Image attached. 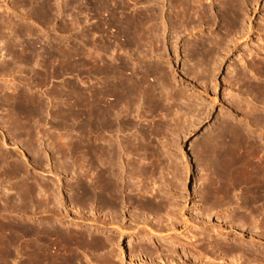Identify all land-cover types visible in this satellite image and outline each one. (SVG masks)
I'll return each instance as SVG.
<instances>
[{
	"label": "rangeland",
	"instance_id": "374dc122",
	"mask_svg": "<svg viewBox=\"0 0 264 264\" xmlns=\"http://www.w3.org/2000/svg\"><path fill=\"white\" fill-rule=\"evenodd\" d=\"M178 2L0 0V264H25L22 235L30 227V238L51 228L113 234L124 251L111 264H264V190L232 185L225 155L231 63L242 48L253 52L264 42V0ZM245 12L251 20L239 16V28L248 36L230 49L229 18ZM92 90L104 94L94 103V127L106 122L110 133L95 129L91 137L154 147L130 159L131 167L141 166L140 157L156 162L152 179L144 172L137 182L140 169L127 168V184L163 190L167 212L139 203L135 187L120 196L117 217L81 196ZM149 228L181 242L174 260L169 243L143 238ZM98 251L74 248L70 264H102L106 247Z\"/></svg>",
	"mask_w": 264,
	"mask_h": 264
},
{
	"label": "bare ground",
	"instance_id": "6f19581e",
	"mask_svg": "<svg viewBox=\"0 0 264 264\" xmlns=\"http://www.w3.org/2000/svg\"><path fill=\"white\" fill-rule=\"evenodd\" d=\"M178 3H179V6L182 5L181 4L182 0H179ZM191 3L192 2L190 1V4ZM238 13H240V12H238ZM238 13L232 14L233 16L230 14L231 15V17L229 18L230 21L228 22L229 28L227 31H228V36H229V42H230V44H232L229 47L230 49L236 48L238 43L245 41V40L240 41V39L245 38V37L247 38V36H248V34H247L248 30L245 31L244 29L239 28V16H242L243 19L251 20V13L245 12V13H242L241 15H239ZM248 29L252 30L253 26L251 24H249ZM250 50L247 48H242L240 50L242 53L240 52V54L237 55L239 57L237 59L239 61V63H237V62L231 63L232 67H231L230 73H231V89H232V93H231L232 95L231 96L232 97H231L230 101H231L232 112H233V121H231V123L229 124L228 130L226 131L227 132L226 146H225L226 147V154L225 153L224 154L226 155V165H227L226 166L227 167L226 172H227V175L229 177L231 184L234 186H241L244 189L245 188L246 189H254V190H257L259 192L260 190L261 191L264 190V114L262 113V111L258 112V109L255 106L259 105V106L264 107V42L257 45L256 49L253 50V52ZM96 93H94L93 90L89 91L87 94V97H86L87 98L86 99V106H87V113H88V117H87L88 118V124H87L88 137L86 139V142L84 141L85 142L84 148L86 150L87 174H85L86 175V181H85L84 185L79 187V190L81 189V191H80V193L82 194L81 196H83V198L89 204L98 203V204L103 205L104 207L107 206L110 209V212L112 211L114 213V215H112V213H111L110 216L111 217L112 216L117 217L118 216V211H117L118 209L117 208H119L118 206H120L121 203L123 204V200L121 199L122 197H120V196L123 194L124 191H127L130 193L133 190L132 187H135V190H137L136 195L138 197L139 203H141L144 206H147L150 210L155 211V213L158 211H162L161 209L166 211L163 208L165 206V205H163L164 202L160 200V198H162V197L164 198L163 190L161 191V189H160V190H156L153 192V190L148 189L145 186L143 187V185H141V184H137L136 186H132L131 184L129 186L127 184V182L133 183V182H131L132 177H133V171H132V169L129 171L130 168L134 169L135 167H137L140 169L141 172L138 173V175L136 176V178L138 180L137 182H139V178H140V176L142 177V174L144 172L146 174H150L147 177L144 176L145 178L151 177L152 171L154 170V169L152 170V168L157 166L156 162L154 163L153 161H149V160H147L146 157H142V158L140 157V160H141L140 163L141 164L139 163V165H141V166L138 167V164H137V166L135 165V167L130 166L131 155L132 156L135 154L137 155L138 151H140V150L144 151V153L146 151H148V152L150 151L149 148H151V146L148 142H143L140 144V142L135 143L134 141L129 142V141H124L122 139H117L118 137H116L115 139H113L112 137H111L112 139L110 137L109 138L106 137V139H101V138L97 139V137L95 139V138L91 137L92 132L95 129L99 128V127H97L96 123H95V125L97 128L94 127L93 120L95 121V117H96L94 114V112H95L94 111V108H95L94 103H95V101L96 102L102 101V99H100V98H102V95L104 97V94H102L101 92H100L101 95H100V93H97V94ZM131 95L132 94L130 92H127V95L125 93V96L127 97V98L125 97L126 98L125 102L130 104V101L133 100V97H132L133 95L132 96ZM248 97L250 99V100L248 99L249 101L244 100L245 98H248ZM125 98H124V100H125ZM244 101H245V103H244L245 109H243V107H242ZM107 111H108V109H107ZM238 111H242V112H240V113H242L241 118H239V117L237 118L235 116V114L237 115ZM108 113H107V116H109ZM98 114L101 115L100 112ZM252 115H253L254 121H256L255 122L256 125L260 129V133L258 135L259 139L255 138L252 134L253 132H251L252 131V126H251L252 123H251L250 116H252ZM101 116H102V117H100L101 119L106 118V114H104V113ZM97 117H98V115H97ZM108 118H106V119H108ZM106 119H104V120H106ZM253 125H255V124H253ZM99 126H101V125L99 124ZM100 128H102V127H100ZM109 128H110L109 124H107L105 122L104 123V129L102 128L105 131V133L110 131ZM99 130L100 129H98V131ZM103 130H102V132H103ZM96 131L97 130H95L94 132H96ZM109 136H111V135H109ZM152 148H154V147H152ZM152 148H151V152H152V150H154ZM148 152H146V153L148 154ZM151 152L149 154H151ZM153 154L155 155L154 152H153ZM156 154L157 155H155V156L153 155V156L157 159L159 156H158V153H156ZM138 155H140V154H138ZM142 155H144V154H142ZM127 168H129V169H127ZM125 170H126V172H125L126 176L123 174ZM155 170H157V169H155ZM147 172H149V173H147ZM126 177H127V180H126ZM144 177H143V179H144ZM141 179L142 178H140V180ZM151 179H152V177H151ZM151 179L149 178V181ZM133 180H134V178H133ZM175 180L176 181L179 180L178 175L175 177ZM142 182H143V180H142ZM160 192H161V194H159ZM44 194H46V193H44ZM130 197H131V194H130ZM54 202H55V200H54ZM56 202L58 203V200H56ZM125 203H126V201H125ZM172 207H173V205H172ZM112 208L114 210H112ZM56 209L58 210L57 207H56ZM60 210L61 209L59 208L58 211L61 213ZM120 210H122V209H120ZM58 211H57V213H59ZM144 211L146 212L147 210H144ZM50 212L52 213L51 210H50ZM110 212H109V214H110ZM60 213H59V215H63V214L65 215L64 212H62L63 214H60ZM164 213L165 212H162V214H164ZM53 215L51 214V216H53ZM55 215H57L56 210H55ZM164 215L167 216L166 213ZM160 217H159V219H161L163 217V215L161 218ZM91 219L95 220L94 217H91ZM116 222L117 221L112 222V223H116ZM120 222L122 223L121 220H120ZM119 225H121V224H119ZM122 226H124V225L122 224L121 227L118 226L120 231H122L123 230L122 228L125 227V226L124 227H122ZM98 227H99V225H96V229H98ZM115 227H116V225H115ZM118 227L116 229H118ZM156 227L158 228V226H156ZM28 229H31V231ZM28 229L26 228L23 231V235H22V239H23L22 240V248H21L22 249V260H23V263H25V264H70L71 261H73V257L71 255L72 250H74V248H80V247H82L83 249H92V250L97 249V251L102 247H106V253H105V255H103V257H101L102 258L101 260H103L102 264H103V262L108 264V263H110V261H113L114 258H117L120 260L121 254L124 251L123 249L119 248V245L117 243L112 242L113 236H115L113 234H107V235H105L104 239H99L96 237H91L90 233H88V236H87V235H84V232L82 233V232L77 231L75 229L71 230L70 228H66L63 231H59L57 229L51 228V229L41 230V232H37V235L36 234L34 235V233H33V235H34V236L32 235L33 238H30L31 234L29 235V232L31 233L33 228L30 227ZM149 230H150V228H149ZM159 230H161V229H159ZM120 231L118 233H120ZM118 233H116V235ZM154 236H157V238L154 239L153 238ZM143 238L151 240L154 243H158V244H162L165 242L169 243L170 245H169L167 251H169V255L172 256L171 257L172 259L176 257L175 255H177V254H175L176 253L175 248L178 245L180 247L182 246L181 242L178 239H174L173 237L170 238V236H162V234L154 232L153 230H150V232H148L147 236L143 237ZM129 241L130 240H128V242ZM92 253H93V251H92ZM93 255H94V253H93ZM182 257H183V255H182ZM175 262H176V264H180L179 259H178V261L176 260ZM87 263L88 264H95V263L97 264V262H91L90 260L86 261V264Z\"/></svg>",
	"mask_w": 264,
	"mask_h": 264
}]
</instances>
